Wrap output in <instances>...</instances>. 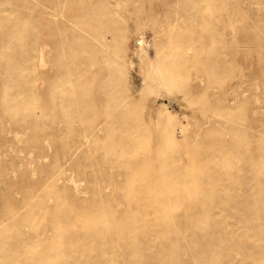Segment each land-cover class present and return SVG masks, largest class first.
Segmentation results:
<instances>
[{
    "label": "bare ground",
    "instance_id": "bare-ground-1",
    "mask_svg": "<svg viewBox=\"0 0 264 264\" xmlns=\"http://www.w3.org/2000/svg\"><path fill=\"white\" fill-rule=\"evenodd\" d=\"M119 1L116 0L114 7L110 9L112 13L109 12L110 10H101L95 6L80 4L63 15L74 19L75 23L79 24L80 28L84 29L86 33L77 30L74 26H59V24L53 27L47 26L42 30L43 34L46 35V39L52 42L53 48L58 53L57 56L61 54L62 56H71L73 69L72 71L69 69L68 74L72 72L74 75L72 81L75 88L73 91L63 88L64 81L58 78L55 81L51 78L50 81V77L45 76L43 78L49 82L48 87H44L42 84L36 86L28 82L24 83V89L27 92L29 91L28 97H41L44 106H55V104L58 106L57 114H47L46 112V115L42 117L43 121L47 122L48 125L52 122H62L70 130V139L71 137L75 139L72 142L73 149L79 148L88 139L95 140V137L102 132L106 138H111V140L118 138L117 145L120 153L126 156V153L130 150L143 152L149 150V145L137 143L136 134L151 136V128L145 120L143 122L138 120L135 124L132 122L131 116L127 114V111L132 110V104L129 102L133 98L126 97L122 101H118V98L113 94L114 90L123 89L122 85L117 83L121 66L113 69L109 67L107 54L104 50L105 45L101 43L110 41L108 35L114 38L119 31L118 27L109 26L117 18ZM164 1L160 0L161 4L165 3ZM173 1L179 3L181 9L174 11V17L168 22L169 29L157 30L156 35L163 34V37L171 45L191 44L194 46V51L192 54L181 53L182 51H169L163 55V58L156 59L158 66L147 70V74L155 75L167 89L181 87L189 92L197 88L196 83L181 79L184 75L182 73L183 68L187 69L194 66L195 70L204 72L208 76H216L219 71L227 70L229 61L227 62L225 58L232 59L238 53L234 47L225 52L214 53L210 51V47L215 43L244 40L247 47L244 48L243 54L264 45V29L261 27L257 29L258 23L254 22L257 16L255 18V15L253 16L250 11L252 1L261 3L263 0ZM130 4L132 5L130 9H133L135 13L131 11L133 14L124 17L136 24L141 23L139 20L141 15H144L141 14L142 11L137 6L138 3L132 1ZM152 15L155 16L156 14L149 11L145 17L150 18ZM29 20L28 17L21 20V16H19L17 18L6 17L4 21L6 28L3 31V36L9 42L14 36L24 41L22 48L19 49L17 45L11 46L9 52L5 55L4 64L7 70L13 67L24 68L23 61L20 65L19 60L16 59L19 53L24 56L27 63L26 67L29 70L32 69L33 60L30 59V54L33 45L29 37H35L39 30L30 28ZM44 20H46L44 23H50V20L45 18L41 22ZM175 24H178L179 27L175 28ZM122 35H120V38H122ZM43 50L40 51V58L46 53V51L43 53ZM92 64H98L99 68L90 70L86 67ZM55 70L58 75L63 73L62 65L56 63ZM6 75H8V72ZM88 79L96 81L97 85L89 87ZM20 80V77L10 76H6L3 80V84L11 88L7 92L9 99L4 106V114L12 116L21 112L26 119L41 116L37 110L28 107L25 104L26 102L22 106L13 102L21 101L17 97L16 91L12 89L13 83ZM52 84L58 86L57 90L49 87ZM81 89H84L87 93V97L84 99L75 94L77 90ZM95 101H102V106L100 108H89L87 103ZM138 114L136 113L137 119ZM170 118V116L159 115L158 121L168 122ZM74 121L83 123V127L78 128L76 125H72ZM230 127L233 133L239 131L233 123ZM157 128L162 134V140L168 141L170 138L169 132L172 131L171 127L165 123ZM220 129L206 128L201 138L197 136L204 144L194 146V149H192L193 156L185 163L174 161L175 164H181L177 166L179 169L178 179H194L199 184V187L195 190H186L183 189L184 186L180 188L170 184L171 179L176 178V172L173 175L174 178H172L171 173H160L158 165L151 157L141 156L125 160L117 166L121 177L120 179L117 177L115 190L128 189L130 196L126 201H122L121 197L119 199L114 197L116 195L113 192L114 190L109 194L101 189L100 192L95 193V197L90 199V204H85L80 198L69 199L67 202L62 203L59 200L63 194L67 195L69 187L58 184L57 179L62 176L64 167H67L68 164H76V161L70 159V156L68 159L63 160L64 164H50L44 172L46 179L44 182L48 191H53L52 195L54 194L53 197L55 198L53 199L55 201L53 203L45 202L40 195H32L30 189H28V195L26 196L27 202L30 204L28 211L32 213L33 207L41 208L47 213V223L38 231L32 226L24 230L23 224L20 225L17 219L5 222L4 224L8 223L9 226L5 231L0 232V264H81L86 255L88 258L94 255L97 264H109L121 252L119 248L127 249V252H122V255H126L129 252L136 253V250L142 252L143 249L149 247L151 244L148 238L149 233L154 234V236L152 235V244L156 248L153 253H150L149 258L143 259V263L162 264L160 257L164 252L171 251L174 244L180 243L187 226L194 229L196 238L202 241L200 249L193 251L194 256L199 255L201 249H209L212 240L218 246H224L229 242L249 246L252 243L245 241V239H239L237 236L232 238L223 236V233L218 234L219 231L226 232L228 224L223 223L221 226L218 222L209 219V216L214 213H232L239 222V226L256 228L264 236V228L262 227V224L264 225V175H260V171L264 169V141L256 140L257 136L253 140L240 139L236 135L225 137ZM131 132L134 133L133 137L130 135ZM209 132L215 134L216 138L206 139L205 136ZM112 142L116 143V141ZM160 147L162 146H157V148ZM239 149H242V153L235 162L233 155L238 153ZM160 151L162 155L165 154L163 148ZM174 153L177 154V149L167 154V157H172ZM161 159L164 160L163 157ZM221 159L225 160L227 164L230 163V165L224 169L219 168L217 164ZM197 161H201L204 168L201 167V170L195 169L194 164ZM238 167L241 170L239 173L236 172ZM28 184L31 188V182H28ZM169 187L171 189L176 187L177 189L172 196L166 198L162 195L163 193H158ZM152 188L157 192L153 197L154 201H149L144 205L137 200L144 197L145 193ZM194 196L209 201V204L193 206L187 203V210L192 212V216L170 215L163 205L165 201L171 203L179 201V204H183V198L187 199ZM119 201L129 207H122L120 203H116L120 204V207H114L113 203L116 205L115 202ZM134 202L136 203L135 207L131 206ZM148 207H154V209L160 211L165 222L162 224L159 221L151 222L144 217L148 210H151ZM112 210H114V213L111 212ZM115 211L118 212L115 213ZM169 218L174 221L168 224L167 220ZM2 221H4V218ZM26 225L28 226L29 222ZM162 226L172 232V235L169 236L170 239L163 240L158 237V228ZM176 226L178 231L174 229ZM212 232L216 233L214 239L211 238ZM219 257L220 253L211 254L209 260L212 264H216Z\"/></svg>",
    "mask_w": 264,
    "mask_h": 264
},
{
    "label": "rangeland",
    "instance_id": "rangeland-1",
    "mask_svg": "<svg viewBox=\"0 0 264 264\" xmlns=\"http://www.w3.org/2000/svg\"><path fill=\"white\" fill-rule=\"evenodd\" d=\"M106 1L0 0V232L5 231L7 226H9L8 223L4 224L5 222H10L14 219H17L20 225L21 223L23 224L24 230L32 226L40 231L44 227L48 220L47 213L38 207H33L32 213L28 211V207H30L26 199L28 189L31 190L32 195H40L45 202L53 203L55 201L53 198L55 197H53L54 194L52 195L53 191L51 192L47 189V185L44 182L46 180L44 172L50 164H64L63 160L68 159L70 156V159L76 161V164H68L67 167H64L62 176L57 179L58 184L69 187L67 195L63 194L59 201L63 203L69 199L80 198L85 204H90V199L95 197V193L100 192L101 189L109 194L114 190L113 192L116 193L114 197L118 199L121 197L122 201H126L130 196L128 189L115 190L116 180L121 177L117 166L125 160L141 156L151 157L158 165L160 173H171L172 178H174L173 175L176 172V178L174 180L171 179L170 184L180 188L184 186L183 189L186 190L197 189L199 184L194 179H178L179 169L177 166L181 164H175L174 161L185 163L193 156L192 149H194V146L204 144L199 138H201L206 128H221V133L225 137L236 135L240 139L253 140L257 136L256 140L264 141V45L243 54L244 48L247 47L244 40L215 43V45L210 47V51L214 53L225 52L232 47L238 53L232 59L225 58L227 62L229 61L227 70L219 71L216 76H208L204 72L195 70L194 66H190L187 69L183 68L182 73L184 75H182L181 79L196 83L198 89L195 88L189 92H186L181 87L167 89L155 75L147 74V70L158 66L156 59L163 58V55L169 51L193 53L194 46L191 44L171 45L163 37V34L156 35L157 30L169 29L168 22L174 17V11L181 9L180 4L173 0H169V2H167L168 0H163L165 2L163 4H161L160 0H120L119 5H117V9H119L117 18L109 25L110 27H118L119 31L114 38L108 35V39H111L110 41L99 43L105 45L104 50L107 54L109 67L113 69L121 66L117 83L121 84L123 89L114 90L113 94L118 98V101H122L126 97L133 98L129 102L132 104V110L127 111V114L131 116L132 122L135 124L138 120L147 121L151 128V136H142L137 133L136 137L138 138V144L149 145L150 148L144 152L130 150L124 156L121 155L117 145L118 138L111 140V138H106L105 134L100 132L95 137V140L88 139L79 148L73 149L72 142L75 139L72 137L70 139V130L62 122H52L48 125L47 122L43 121L42 117L46 115V112L47 114H57L58 106L56 104L55 106H44V101H42L41 97H28L29 91L27 92L24 89V83L29 82V84L36 86L42 84L44 87H48L49 82L43 78L44 76L50 77V81L51 78H53V81L58 78L65 82L63 88L73 91L75 88L72 81L74 75L72 72L68 74L69 69L71 71L73 69L71 56H62V54L57 56L58 53L53 48L52 42L46 39V35L43 34L42 30L47 26L53 27L59 24V26H74L77 30H82L86 33L84 29L80 28L79 24L75 23L74 19L63 15L80 4L95 6L101 10H110L116 3V0ZM132 1H135L136 4L138 3L137 6L142 11L141 14L144 15H141L139 20L142 24H136L134 21L133 23L132 20L124 17L135 13L133 9H130L132 7L130 2ZM147 8L150 9L148 10ZM250 8L252 15H255V18L257 16L256 21H254L258 23L257 29L260 27L264 29V0L261 3L252 1ZM149 11H153L156 14V18L153 15L150 18H146L145 15ZM109 12L112 13L111 10ZM43 15L45 16L43 17ZM19 16H21V20L28 17L30 19L28 22L30 28L39 30L35 37H29L33 45L32 55L30 54V59L32 58L33 60V64L30 62L33 65L31 70L26 67L27 63L21 53L17 55L16 59L19 60L20 65H22L23 61L25 65L23 69L13 67L7 70L4 64L5 55L9 52L11 46L17 45L20 49L24 44V41L22 39L19 40L17 36L12 37L10 42L3 36V31L6 28L4 22L6 17L17 18ZM44 18L49 19L50 23H44L46 20L41 22ZM159 22L161 25L158 24ZM158 26L160 27L158 28ZM174 27L177 28L179 25L175 24ZM120 35H122V38H120ZM41 50H43V53L46 51L42 58L39 55ZM83 52L86 53L85 50ZM56 63L62 65L63 73L60 75L55 70ZM97 65L92 64L86 67L90 70L98 69ZM6 71L8 75H6ZM5 75L21 78L20 81L14 82L12 87L21 101L13 102L19 106L24 105L26 102L25 104L28 107L37 110L41 116H33L26 119L21 112L12 116L4 114L3 109L9 99L7 92L11 89L3 84V80L6 78ZM88 82L89 87L97 85L96 81L88 79ZM49 87L53 90L58 88L56 84H52ZM75 94L83 99L87 97L84 89L77 90ZM87 105L89 108H100L102 101L88 102ZM136 113H139L138 119L136 118ZM159 115L170 116L171 118L168 122L158 121ZM165 123L172 130L171 133L169 132L170 138L168 141L162 140V134L157 128ZM232 123L239 130L238 132L233 133L230 127ZM72 125L80 128L84 124L74 121ZM195 132L197 135L194 134ZM130 135L133 137L134 133L131 132ZM205 138L212 140L216 138V135L209 132ZM112 141H116V143ZM158 145L162 147L157 148ZM162 148L163 152H165L164 155L160 151ZM176 149L177 154L174 153L172 157H167V154L176 151ZM241 153L242 149H239V152L233 155L235 162L241 156ZM229 165L230 163L227 164L222 159L217 164L222 169L227 168ZM201 167L204 168L201 161H197L194 164V168L197 170H201ZM236 172H241L239 167ZM110 175L114 178L112 179ZM260 175H264V169L260 171ZM107 176L108 178L106 179ZM107 181H110L111 184ZM28 182H31V188ZM176 190V187L174 189L169 187L165 191L158 193H163L162 195L168 198ZM155 194L157 192L152 188L145 193L144 197L137 200L146 205L149 201H154L153 197ZM182 201L183 204H179V201L172 203L165 201L163 205L167 208V213L170 215L192 216V212L187 210L188 205L200 206L209 204V201L201 200L198 196L183 198ZM116 203H120V201ZM119 205H114L113 203L114 207H120ZM121 206L129 207L125 204H121ZM131 206L135 207L136 203L134 202ZM148 208L151 210H148L144 217L151 222L159 221L160 224L165 222L160 211L154 209V207ZM111 212L114 213V210ZM117 212L115 211V213ZM2 216L4 221H2ZM209 219L218 222L221 226L223 223L228 224L227 231H219L218 234L223 233V236L231 238L237 236L239 239H245V241H250L252 244L248 246L229 242L224 246H218L212 240L209 249H201L200 254L194 256L192 254L193 251L200 249L202 241L196 238L194 229L187 226L185 235H183L180 243L174 244L171 251L164 252L160 257L162 264H212L209 257L211 254L214 255L216 253H220L216 264H264V236L256 228L239 226V222L232 213H214L209 216ZM173 221L172 218H169L167 223L169 224ZM27 222H29V227L26 225ZM262 227L264 228L263 224ZM158 229L159 238L163 240L170 239L169 236L172 235V232L166 230L165 226ZM174 229L178 231L177 226ZM152 235L154 236L153 233H149L150 246L143 249L142 252L136 250V253L129 252L126 255H122V252L127 249L118 247L121 252L109 264H144L143 259L149 258L150 253H153L156 248L152 244ZM215 236L216 233L212 232L211 238L214 239ZM95 258L94 255L89 258L86 255L81 264H95Z\"/></svg>",
    "mask_w": 264,
    "mask_h": 264
}]
</instances>
